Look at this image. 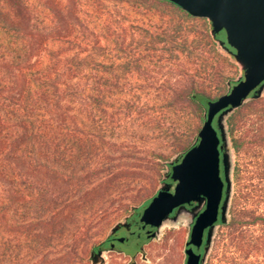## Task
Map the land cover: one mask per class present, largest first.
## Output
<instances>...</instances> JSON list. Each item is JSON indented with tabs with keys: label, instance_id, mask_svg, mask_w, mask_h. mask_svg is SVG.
Returning <instances> with one entry per match:
<instances>
[{
	"label": "trees",
	"instance_id": "trees-1",
	"mask_svg": "<svg viewBox=\"0 0 264 264\" xmlns=\"http://www.w3.org/2000/svg\"><path fill=\"white\" fill-rule=\"evenodd\" d=\"M233 59L170 0H0V264H86L158 193L128 197L169 161L143 140L180 123L175 152L192 148ZM227 123L254 175L235 168L220 264H264V96Z\"/></svg>",
	"mask_w": 264,
	"mask_h": 264
},
{
	"label": "water",
	"instance_id": "water-1",
	"mask_svg": "<svg viewBox=\"0 0 264 264\" xmlns=\"http://www.w3.org/2000/svg\"><path fill=\"white\" fill-rule=\"evenodd\" d=\"M170 1L194 17L208 19L212 33L219 38L224 51L234 57L242 74L235 85L229 82L225 95L209 101L206 121L193 147L167 162L169 169L163 172L159 192L146 208L136 234L151 237L154 230L159 234L166 221L177 222L187 212L194 222L186 244L187 264H196L204 242L198 264H206L219 222L227 224L231 220L234 148L227 120L241 105L264 96V0ZM174 208L179 210L171 217L169 212ZM121 225L123 222L117 223L112 232ZM104 253L91 255L92 264H105Z\"/></svg>",
	"mask_w": 264,
	"mask_h": 264
},
{
	"label": "rangeland",
	"instance_id": "rangeland-1",
	"mask_svg": "<svg viewBox=\"0 0 264 264\" xmlns=\"http://www.w3.org/2000/svg\"><path fill=\"white\" fill-rule=\"evenodd\" d=\"M59 43H52L51 47L57 48ZM126 61V59H123V63ZM229 75L232 79L238 80L242 74L241 68L236 62L235 59H233V62L228 67ZM166 72V70L164 71ZM167 73V72H166ZM164 73V74H166ZM136 77V76H135ZM139 77V76H138ZM210 92L214 95V97H220L226 94V91H222L220 88L213 87L211 88ZM170 125V124H168ZM172 129L168 131L166 134H157L150 135L147 138L143 140L145 145L147 147H152L157 149L158 151L163 152L169 159V161L173 160V158L179 154L175 152V146L180 144L184 139V126L183 124L176 123V125L172 126ZM175 129V130H174ZM247 158L243 157V154L241 156H238L233 151V164H234V172L235 168L238 166H241V168L244 170V175H254L252 167L246 166V160ZM246 160V161H245ZM168 161V162H169ZM170 164H166V166L163 168L164 171H168ZM164 180V179H163ZM163 180H160L155 182L151 181L150 183H146L142 185V183L139 185L138 182L134 183V186L131 187L129 196L128 197H136L139 193H154L159 192V186L163 182ZM257 182V180H254ZM236 189V182L234 177V193ZM133 198H127V202L132 200ZM138 199V198H137ZM134 201V200H133ZM133 204V203H132ZM132 204H129V208ZM135 205H138L136 202H134ZM133 204V205H134ZM261 211H264V203L261 205ZM130 212V211H129ZM129 212L122 213L118 218L117 222H113L103 233L102 237L100 239H105L112 229V226L119 222H124L125 216ZM193 225V218L192 215L183 212L177 222L173 221H166L164 225L161 227L159 234L157 235L156 241H155V247L150 249V256L152 257V263H144L141 264H183L186 257V243L188 241V232L192 229ZM114 227V226H113ZM221 227L219 226L217 229V233L214 239L212 250L209 254L208 260L206 264H220V254L217 252V245L220 241V233H221ZM172 231V236H168L169 232ZM167 236L169 239H167ZM104 257L106 259L105 264H131L130 258L123 256V255H117V254H107L104 253ZM86 264H92L91 256L89 257Z\"/></svg>",
	"mask_w": 264,
	"mask_h": 264
},
{
	"label": "flooded vegetation",
	"instance_id": "flooded-vegetation-1",
	"mask_svg": "<svg viewBox=\"0 0 264 264\" xmlns=\"http://www.w3.org/2000/svg\"><path fill=\"white\" fill-rule=\"evenodd\" d=\"M171 168H173V165H171ZM172 181L173 178H170L169 182ZM197 203L198 200H196L195 205ZM148 206L132 207L130 209V212L125 216L124 219L125 221L123 222V225H121V227L116 232H112L113 229L112 228L108 233L107 237L104 239V241L93 251L92 255L94 253L104 251L105 253L110 255L117 254V255H123L129 257L131 264H141L142 262L152 263V257L150 256V249L155 247L156 244L155 241L158 235L157 230H154L151 237L141 236L136 234V232L140 229L144 212ZM187 207L189 209L192 208V206L190 205H187ZM178 210L179 208L172 209L169 212V215L171 217L175 216ZM207 233L208 230L206 231L205 234V241H206ZM190 234H191V230H189L188 236H190ZM189 239L190 237L188 238V241ZM204 245L202 246L196 258V264L200 262L203 256ZM183 264H187V255L185 257V261L183 262Z\"/></svg>",
	"mask_w": 264,
	"mask_h": 264
}]
</instances>
